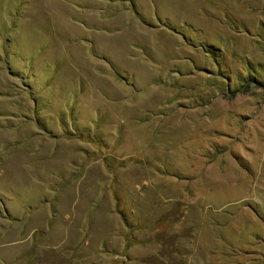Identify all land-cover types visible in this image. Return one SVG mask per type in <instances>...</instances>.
I'll return each instance as SVG.
<instances>
[{
	"label": "rangeland",
	"instance_id": "1",
	"mask_svg": "<svg viewBox=\"0 0 264 264\" xmlns=\"http://www.w3.org/2000/svg\"><path fill=\"white\" fill-rule=\"evenodd\" d=\"M0 264H264V0H0Z\"/></svg>",
	"mask_w": 264,
	"mask_h": 264
}]
</instances>
